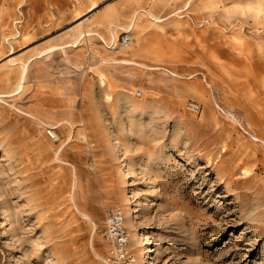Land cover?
Masks as SVG:
<instances>
[{
  "label": "rangeland",
  "instance_id": "1",
  "mask_svg": "<svg viewBox=\"0 0 264 264\" xmlns=\"http://www.w3.org/2000/svg\"><path fill=\"white\" fill-rule=\"evenodd\" d=\"M114 206L139 261L264 264V0H0V264H105Z\"/></svg>",
  "mask_w": 264,
  "mask_h": 264
},
{
  "label": "built area",
  "instance_id": "2",
  "mask_svg": "<svg viewBox=\"0 0 264 264\" xmlns=\"http://www.w3.org/2000/svg\"><path fill=\"white\" fill-rule=\"evenodd\" d=\"M133 39L131 29H127L123 31L118 43L121 46H128ZM188 108L197 111L200 106L196 102H190ZM49 134L55 139L58 138L55 130L49 131ZM101 236L109 243L103 256L105 264H139L131 250V232L125 225V212L122 207L114 206L107 211Z\"/></svg>",
  "mask_w": 264,
  "mask_h": 264
},
{
  "label": "bare ground",
  "instance_id": "3",
  "mask_svg": "<svg viewBox=\"0 0 264 264\" xmlns=\"http://www.w3.org/2000/svg\"><path fill=\"white\" fill-rule=\"evenodd\" d=\"M151 14V13H150ZM149 16V15H148ZM137 18V17H136ZM155 19L154 20H156V21H159L160 19H158L157 18V16L156 17H154ZM139 28L141 29V25L139 24ZM133 51H134V49H133ZM135 52V51H134ZM125 60V59H124ZM132 64V63H131ZM136 64V63H135ZM105 79V78H104ZM122 166L125 168V166H126V163L125 162H123L122 163ZM129 185V184H128ZM132 211H133V205H132V203H131V201L130 202H128L127 204H125V212L127 213V214H131L132 213ZM138 234V233H137ZM139 236V235H138ZM152 249H151V247H150V245H146V249L144 250V251H140V261L138 260V262H139V264H151V256H150V254H148V257H147V260L145 259V256H144V253H146V252H150Z\"/></svg>",
  "mask_w": 264,
  "mask_h": 264
},
{
  "label": "crops",
  "instance_id": "4",
  "mask_svg": "<svg viewBox=\"0 0 264 264\" xmlns=\"http://www.w3.org/2000/svg\"><path fill=\"white\" fill-rule=\"evenodd\" d=\"M86 34L88 35V33L86 32ZM85 36V35H84Z\"/></svg>",
  "mask_w": 264,
  "mask_h": 264
}]
</instances>
